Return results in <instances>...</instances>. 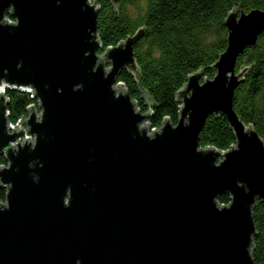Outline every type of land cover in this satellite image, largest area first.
Returning a JSON list of instances; mask_svg holds the SVG:
<instances>
[{"label":"water","instance_id":"1","mask_svg":"<svg viewBox=\"0 0 264 264\" xmlns=\"http://www.w3.org/2000/svg\"><path fill=\"white\" fill-rule=\"evenodd\" d=\"M98 11L94 0H0V264H255L264 142L233 99L264 11L228 14L215 77L191 75L177 125L150 134L152 112L116 85L137 73L144 30L98 56ZM6 90L32 93L40 115L29 105L11 127ZM211 115L234 132L226 152L199 149Z\"/></svg>","mask_w":264,"mask_h":264},{"label":"trees","instance_id":"2","mask_svg":"<svg viewBox=\"0 0 264 264\" xmlns=\"http://www.w3.org/2000/svg\"><path fill=\"white\" fill-rule=\"evenodd\" d=\"M94 1L99 8V54L144 30L134 46L137 73L122 70L116 85L125 88L142 113L152 111L150 124L155 128L165 118L177 125L181 108L177 96L191 75L201 73L200 82L215 77L214 65L227 47L224 22L228 14L264 11V0H117V4L112 0ZM131 7L138 10L135 16L129 12ZM212 31L215 39L209 41ZM241 70H245V75L235 91L233 109L240 121L251 126L264 142V33L255 47L247 48L238 58L236 74ZM144 92L152 99V106L144 99ZM6 96L10 100V122L15 124L25 116L32 100L26 93L6 92ZM235 144L234 132L225 117H208L199 136V149L226 152ZM0 163L6 162L2 158ZM4 199L2 190L0 200ZM218 202L228 205L229 195L219 197ZM252 217L256 233L251 257L255 264H264V202H255Z\"/></svg>","mask_w":264,"mask_h":264},{"label":"built area","instance_id":"3","mask_svg":"<svg viewBox=\"0 0 264 264\" xmlns=\"http://www.w3.org/2000/svg\"><path fill=\"white\" fill-rule=\"evenodd\" d=\"M6 20L8 21H10L11 23H14V21H12V19H9V18H6ZM6 92H10L9 90H6ZM17 93H26V94H28V95H30V99L32 100V104H30V105H34V108H35V110L37 111V115H40V113H41V111L39 110V108H38V101L37 100H34L33 98H32V93H28V92H17ZM6 98H8L7 96H6ZM8 100H9V98H8ZM10 101V100H9ZM136 102V101H135ZM136 104H137V102H136ZM136 108L139 110V111H141L140 110V108L138 107V104H137V106H136ZM150 110V109H149ZM152 112V111H151ZM141 113H142V111H141ZM146 113H148V111L146 112ZM142 114H144V113H142ZM23 118L24 119H26V118H28V114H27V112L25 113V116H23ZM21 119V118H20ZM20 119L18 120V121H20ZM9 121H10V118H9ZM18 121L15 123V124H12L11 122H10V126L11 127H15L16 125H17V123H18ZM151 122V121H150ZM150 122H145L146 124H150ZM160 128H161V125H160V127L159 128H155V127H152L151 126V124H150V126H149V128H148V134H150L151 133V131L152 130H156V131H158V130H160ZM23 142H24V140H22L21 141V145H23ZM3 158V160L6 162V160H5V158H4V156H2V157H0V160ZM0 166H7V163H5V164H1L0 163ZM2 191V190H1ZM5 191V195H6V193H7V189H5L4 190ZM0 203H5V199H4V201L3 200H0Z\"/></svg>","mask_w":264,"mask_h":264},{"label":"rangeland","instance_id":"4","mask_svg":"<svg viewBox=\"0 0 264 264\" xmlns=\"http://www.w3.org/2000/svg\"><path fill=\"white\" fill-rule=\"evenodd\" d=\"M141 4V7H143V2L142 3H140ZM129 12L132 14V15H136L137 13H138V10H136L134 7H131L130 9H129ZM215 39V35H214V31H212L211 32V35L209 36V41H212V40H214ZM101 55H103L102 53L101 54H99L98 53V56H101Z\"/></svg>","mask_w":264,"mask_h":264}]
</instances>
